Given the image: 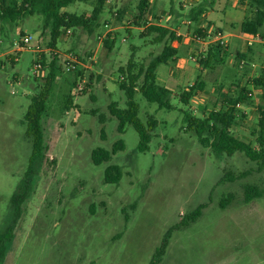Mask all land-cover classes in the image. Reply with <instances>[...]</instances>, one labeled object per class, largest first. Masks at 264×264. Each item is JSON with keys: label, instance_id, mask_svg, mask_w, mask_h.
<instances>
[{"label": "rangeland", "instance_id": "374dc122", "mask_svg": "<svg viewBox=\"0 0 264 264\" xmlns=\"http://www.w3.org/2000/svg\"><path fill=\"white\" fill-rule=\"evenodd\" d=\"M113 1L117 8V0ZM139 1L127 0L132 17L129 27L139 26L140 19H135ZM175 2L179 13H188L180 11L183 0ZM95 3L76 2L62 12L90 16ZM205 9L210 11L208 6ZM106 16L103 13L101 19ZM104 25L99 23L92 33L72 29L70 36H65L63 30L58 49L52 51L50 31L44 28L42 16L0 23V232L11 223V199L33 153L24 120L31 99L42 92L56 57L61 70L43 120L45 160L27 210L0 264H150L170 232L159 264H264V171L260 172L259 164L242 153L231 158L216 157L199 143L187 129L183 114L186 108L180 102V94L188 86L173 95L174 110H160L140 94L143 78L135 97L139 119L146 125L153 116L158 126L149 151L139 152L137 131L128 125L123 134L119 133L110 105L126 109L127 98L119 86L121 75L125 81L128 79L129 62L136 65V74L148 67L163 52L166 37L152 44L156 34L150 29H128L133 31L129 36L122 28L117 34L121 24L116 22L113 32L105 37L109 46L97 57V63L90 62ZM29 35L34 40L14 56L19 60L11 67L12 59L6 55L19 50L15 43ZM116 37L115 42L112 38ZM259 54L258 60L252 61L257 67L254 70L239 69L235 54L232 64L230 59L227 66L208 72L203 78L207 100L199 108L202 112L194 115L187 108L196 119H202L205 112L220 109L219 96L249 89L253 93L247 103L249 115L239 124L243 125L242 129L238 127L242 131L235 130L234 135L255 148L258 145L253 134L260 108L264 107V90L251 86L264 69V50ZM69 55H75L84 67L69 72L65 66ZM37 60H44V79L33 75ZM167 72V65L157 70L158 76ZM196 80L192 76L191 82ZM82 81L87 82L86 88L76 92L75 98L73 93ZM70 102L71 108L67 109ZM243 132L244 137L240 136ZM119 141H123L124 151L100 166L93 163L95 150L112 152ZM110 166L119 167L122 173L116 185L104 183ZM245 173L244 178L221 183L226 174L239 177ZM246 187H256L262 197L247 203ZM229 196L233 199L223 209L221 202ZM202 205L206 208L195 223L174 230Z\"/></svg>", "mask_w": 264, "mask_h": 264}, {"label": "trees", "instance_id": "16d2710c", "mask_svg": "<svg viewBox=\"0 0 264 264\" xmlns=\"http://www.w3.org/2000/svg\"><path fill=\"white\" fill-rule=\"evenodd\" d=\"M19 1L20 0H0V22H14L18 18H26L33 15L42 16L44 18V28L50 31L51 41L49 46L52 51L56 50L58 41L63 35V30L81 28L92 33L97 27L99 17L103 12L106 2V0H95L96 5L92 12V16L86 18L85 15H71L62 13V11L76 2L88 3L93 0H23L22 3ZM252 5L256 11L252 18L247 19L243 23L241 28L242 32L247 34H257L259 29L264 27V0H253ZM140 12H143V8L140 9ZM150 30L151 32L159 34L157 42H161L166 36H170V39L174 38L173 34H170L167 30L156 27H151ZM262 38L264 39V35ZM106 44L108 45L107 42ZM175 55L176 52L174 49L165 46L161 55L153 59L148 67L145 69L142 68L138 74L134 71L136 65L130 62L126 72L128 79L120 84V89L125 93L127 98V107L126 109H120L116 104L110 105V113L119 123V133L123 134L128 125L133 126L137 131L140 138L138 151L141 153L149 151L153 133L158 126V122L153 116L148 119L146 125L139 119L140 107L135 101L138 92L137 84L139 80L143 78L139 92L147 102L156 104L160 110H174L171 103L173 93L157 83L156 71L160 65L166 64ZM211 55L209 58L212 57ZM237 58L238 60H247L246 55H238ZM42 61L44 63V60ZM58 63V57H56L49 66L48 75L45 79L42 92L31 99V105L25 115L24 120L27 126V136L32 139L33 153L25 176L11 199V223L5 231L0 232V263L5 260L7 246L14 239L18 223L27 210V204L33 192L36 176L45 160L46 143L43 120L48 111L47 103L49 97L60 74L59 71H61ZM208 64L206 63V66ZM251 86L255 89H264V72L260 78L253 81ZM204 88V83L199 81L189 89V91H185L180 95V102L186 108L183 114L187 129L196 135L199 143L203 147L211 149L216 157L226 156L231 158L237 153H242L251 162L259 164L260 172L264 171V107L260 108L257 131L255 130L253 134V136L256 137L255 143L258 145L257 148H255L248 143L236 139L231 133V128L236 124V105L248 102L251 99L250 95H252V92L244 88L238 91L233 97L226 96L222 109L212 110L202 119H196L187 111V108L196 92L203 91ZM71 105L72 103L70 102L67 109H70ZM124 150L125 145L123 141H119L114 145L112 152L104 149L95 150L92 154V161L96 166H100L103 163L109 162L112 155ZM247 174L248 173H245L239 177L226 174L222 178L221 183L226 181L234 182L240 178H244ZM121 178L122 173L120 168L117 166H110L105 171L104 183L116 185L120 182ZM261 197V193L256 187H246L245 201L247 203ZM232 199L233 196H229L228 199H223L221 207L224 209ZM205 208V205L199 206L191 215L186 217V220L178 224L174 230L187 227L190 223H195L202 216V212ZM170 234L171 232L168 233L162 246L157 249L150 264H159L161 262L168 247V237Z\"/></svg>", "mask_w": 264, "mask_h": 264}, {"label": "crops", "instance_id": "0c3cea01", "mask_svg": "<svg viewBox=\"0 0 264 264\" xmlns=\"http://www.w3.org/2000/svg\"><path fill=\"white\" fill-rule=\"evenodd\" d=\"M252 1L253 0H183V2L179 4L180 11L188 12L187 14H183L179 13L175 0H140L137 10L138 13L135 16V19H140L138 21L139 26L129 27V25H132V17L128 11L129 7L127 5V0H117V8H114L115 3L113 0H106L102 14L107 13V19L102 20L101 14L97 24V27H100L98 26L99 23L104 22L105 27L101 29V32L97 36V46L93 49V56L91 54L89 61L97 63V57L99 58V55L101 56V52L105 46H109L106 44L107 41H105V37L113 32L111 28L116 22L121 24V26L117 28V34L122 28H124L129 36L132 35L133 31L129 32L127 31L128 29H139L140 32H143L151 27H156L167 30L170 34H173V39H170V36H166V39L168 40L165 39L163 41L165 46L171 47L176 52V55L173 58H171L166 64H162L167 65L168 67V72L166 74L158 76L156 71L157 83L171 91L173 95L184 86L188 87H186L183 92L189 91V89L199 81L203 82L206 88V83L203 79L206 74H208V72H214L216 67L227 66L228 60L230 59L232 64V58L235 54L237 60L238 55H246L247 60L244 61L255 65L256 67V64L252 61L258 60L260 56L259 53L264 50V39L262 38L264 35V27L259 29L257 34L243 33L241 29L243 23L247 19L252 18L256 11L252 5ZM205 6H208L210 11H208V9L206 10ZM141 8H143L142 13L140 12ZM110 10L112 13H109ZM91 16L92 14L86 16V18H90ZM155 34L156 36L153 38L152 36L148 37V39L152 38V44H154L155 41L157 42L159 37L158 33L155 32ZM217 35L223 37L225 41L224 46L219 45L214 40ZM101 36L104 38L102 43L99 40V37ZM197 38H200L201 42H196ZM112 40L116 42L117 37L112 38ZM15 45L18 46L17 43H15ZM155 45L159 44L156 43ZM56 49H58V44ZM133 49H135V47H133L132 50ZM23 50L25 49L19 48V50L9 53L10 56L9 54L6 55L12 59L10 62L12 64L11 67H15L19 60V57L16 58L14 56H16L17 53L23 52ZM210 55L212 57L209 58ZM238 61L239 64L242 60ZM206 63L209 64L206 66ZM5 67L6 65L3 66L2 69L4 70ZM87 67L90 68L89 66ZM201 71H204V73L201 74ZM120 72L123 74V69H121ZM263 72L264 69L262 73ZM194 75L197 77V80L196 82H191L192 76ZM261 75L262 74H260V77ZM123 81H125V77L121 75V82ZM204 90L197 91L190 101L188 109H190V112L194 115L197 114L198 111L202 112L199 108L204 105L207 100ZM236 93L237 92H229L226 95L219 96L222 98V106L220 109L223 108L225 97H233ZM73 95L77 98L76 92L73 93ZM249 102L250 101L236 105V124L231 128L232 135L236 139L245 143L247 142L234 134L235 130L236 132L242 131L239 130L238 127H241L242 129L243 125L240 126V122L243 119L248 118L247 116L249 115L250 109L247 107V103ZM74 104H76L75 99ZM238 105L240 107H238ZM215 109L216 107L205 112V108H203V111L205 112L203 117L207 116ZM240 136L244 137V132Z\"/></svg>", "mask_w": 264, "mask_h": 264}, {"label": "built area", "instance_id": "2783aa9c", "mask_svg": "<svg viewBox=\"0 0 264 264\" xmlns=\"http://www.w3.org/2000/svg\"><path fill=\"white\" fill-rule=\"evenodd\" d=\"M72 34V30H66L65 31V36H70ZM103 36L99 37L100 42H103ZM34 40L33 36H26L23 37L19 43H17V45L19 46L20 49H26V46L29 45L32 41ZM219 45L224 46L225 45V41L223 39V37L218 36L214 39ZM196 42H201L200 38L196 39ZM65 63H66V68L69 72L71 71H76L81 69L82 67H84L81 63H79V61L77 60V57L75 55H69L65 58ZM255 65H252L244 60L240 61L239 63V69L241 70H246V69H251L254 70ZM33 75L36 78H42L44 79L46 76V69L44 66V63L42 60H37L34 64H33ZM87 82L86 81H82L81 83H79V85L77 86V89L75 90V92H83L85 87H86ZM13 95H15L16 93L13 91L12 92ZM238 107H240L238 105Z\"/></svg>", "mask_w": 264, "mask_h": 264}]
</instances>
